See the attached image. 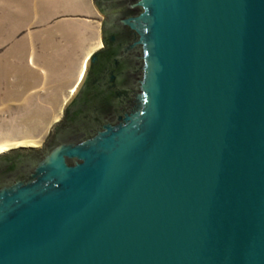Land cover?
<instances>
[{
    "label": "water",
    "instance_id": "obj_1",
    "mask_svg": "<svg viewBox=\"0 0 264 264\" xmlns=\"http://www.w3.org/2000/svg\"><path fill=\"white\" fill-rule=\"evenodd\" d=\"M41 148L0 153V264H264V0H91Z\"/></svg>",
    "mask_w": 264,
    "mask_h": 264
},
{
    "label": "rangeland",
    "instance_id": "obj_2",
    "mask_svg": "<svg viewBox=\"0 0 264 264\" xmlns=\"http://www.w3.org/2000/svg\"><path fill=\"white\" fill-rule=\"evenodd\" d=\"M99 18L91 0H0V150L28 147L17 146L19 143L41 148L71 96H61L62 100L68 97L64 103L47 101L53 97L51 84L61 79H50L49 71L41 67V58L76 51L81 54L76 66L82 65L85 53L99 41ZM29 41L36 52L30 65ZM29 76L38 80L32 91Z\"/></svg>",
    "mask_w": 264,
    "mask_h": 264
},
{
    "label": "crops",
    "instance_id": "obj_3",
    "mask_svg": "<svg viewBox=\"0 0 264 264\" xmlns=\"http://www.w3.org/2000/svg\"><path fill=\"white\" fill-rule=\"evenodd\" d=\"M81 14H82V16L87 17L84 13H81ZM76 17H78V16H76ZM98 30H99V26H98ZM69 37H70V35H69ZM32 49H33V42L29 41V65H30V59H32V56L36 54V52L34 53ZM91 52L89 51V53L88 52L85 53V56L88 55L87 57H89ZM80 56H81V54L76 53V51H69V52H62V53L60 52V54L58 53L55 56H46L43 54V56L41 58V61H43V66H41L43 68V70L49 71V73L51 74L50 79L51 78L54 79V76L58 80L61 79V82L56 80L57 82L51 84L50 88L51 87L53 88L52 89L53 97H49V99H47V101H52V102H54V101L55 102H61L62 101L64 103V101L66 99H68L69 90L72 87V85L74 84L73 83L71 85L72 80L75 76V70L77 69V71H79V68L81 66L80 63H79L78 67L76 66L77 60L79 61L78 57L80 58ZM83 62H84V60H83ZM58 63H60V64H58ZM63 63L66 65L65 67L62 66ZM30 78H31V81L29 80V83H30L29 89H31V91H32V89L35 90V87L38 86L37 85L38 80L32 81V80L36 79V77L33 78V77L29 76V79ZM65 93L68 94V97L66 99L64 98L62 100V98H60V97L61 96L64 97Z\"/></svg>",
    "mask_w": 264,
    "mask_h": 264
},
{
    "label": "bare ground",
    "instance_id": "obj_4",
    "mask_svg": "<svg viewBox=\"0 0 264 264\" xmlns=\"http://www.w3.org/2000/svg\"><path fill=\"white\" fill-rule=\"evenodd\" d=\"M99 46H100V43H99ZM87 56H88V55H87ZM87 56H86L84 62L82 63V65H81L80 72H79V74H78V77H77L76 82L74 83V85H73L72 88L70 89V92H69L70 95H71V94L73 95V93H74V91H75V89H76V87H77L79 81L81 80V78H82V76H83V73H84V71H85V69H86V61H87V59H88ZM72 95H71V96H72ZM71 96H70V97H71ZM68 100H69V99H68ZM17 146H28V147H25V148H35V147H36V145H35L34 143H19ZM18 148H19V147H18ZM6 150H7V149H2V150H0V153L6 152Z\"/></svg>",
    "mask_w": 264,
    "mask_h": 264
},
{
    "label": "flooded vegetation",
    "instance_id": "obj_5",
    "mask_svg": "<svg viewBox=\"0 0 264 264\" xmlns=\"http://www.w3.org/2000/svg\"><path fill=\"white\" fill-rule=\"evenodd\" d=\"M100 19H102V16L100 15ZM99 26H100V23H99ZM100 42V46H99V44H97V47L94 49V50H92V52L93 51H95V50H98V49H106V45L104 46V45H102V43H101V37H100V30H99V41H98V43ZM91 54V53H90ZM81 81V80H80ZM79 81V82H80ZM79 84V83H78ZM76 90V89H75ZM75 92V91H74ZM72 95V94H71ZM61 118V117H60Z\"/></svg>",
    "mask_w": 264,
    "mask_h": 264
}]
</instances>
